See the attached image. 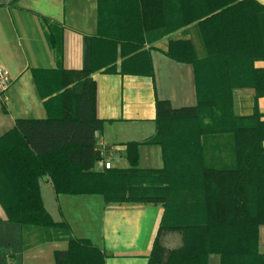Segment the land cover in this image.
Segmentation results:
<instances>
[{"label": "trees", "instance_id": "1", "mask_svg": "<svg viewBox=\"0 0 264 264\" xmlns=\"http://www.w3.org/2000/svg\"><path fill=\"white\" fill-rule=\"evenodd\" d=\"M143 1L99 0L93 67L83 73L105 68L151 74L146 44L197 26L202 49L194 39L171 38L165 54L193 64L201 122L190 127L184 115L155 120L156 133L145 143L161 147V168H141L139 144L130 142L128 167L99 171L95 133L102 120L96 116V82L87 78L89 95L82 97L69 90L66 69L57 71L60 77L48 90L37 76L43 98L56 93L45 102L49 110L58 104L47 122L58 124L64 134L58 144L39 152L18 129L0 139V203L7 221L30 224V229H55L61 235L65 228L68 245L54 251L56 264H106L99 246L73 237L66 222L53 221L43 205L39 179L50 178L57 194H100L106 202L168 197L160 231L181 228L184 243L161 261L157 240L149 264H208L211 254H219L221 264H264L259 250V229L264 225V115L258 106L264 96V67L255 66L264 60V4L151 0L153 28L146 30ZM243 89L253 91L250 114L236 111L235 93ZM177 197L181 211H175V221V215L168 218V209ZM29 218L33 222L26 223Z\"/></svg>", "mask_w": 264, "mask_h": 264}, {"label": "crops", "instance_id": "2", "mask_svg": "<svg viewBox=\"0 0 264 264\" xmlns=\"http://www.w3.org/2000/svg\"><path fill=\"white\" fill-rule=\"evenodd\" d=\"M258 1L264 4V0ZM143 2L145 29L150 30L152 1ZM98 3L99 0H0V67L8 71L11 80L9 99L0 101V139L18 129L38 152L60 142L63 130L58 124L47 122L49 112L56 111L58 104H52L49 110L45 103L56 93L43 98L37 76L48 90L60 77L57 71L66 69L69 90L76 95H89L87 78L96 82V116L102 120L97 132L112 148L109 159L113 167L129 166L127 146L135 142L139 144V166L161 168V147L145 143L155 135V120L194 111L198 102L193 64L177 61L165 51L171 38L194 39L202 49L197 26L181 28L146 44L151 74L99 68L85 75L83 72L93 67ZM120 62L121 59L119 69ZM255 66L264 67V60ZM77 84H82V90H77ZM253 100L252 90H238L236 111L250 114ZM258 106L264 115V96L258 99ZM96 165L100 166L98 162ZM39 187L43 205L53 221L66 222L73 237L90 239L99 246L106 254V264H149L154 244L162 234V203L106 202L100 194H57L48 177L39 179ZM19 229L20 225L7 221L0 203V261L25 264L26 260L10 251L13 247L21 251ZM4 246L10 248L6 254ZM66 248V244L61 247ZM259 250L264 254V225L259 229ZM208 264H221V256L211 254Z\"/></svg>", "mask_w": 264, "mask_h": 264}, {"label": "rangeland", "instance_id": "3", "mask_svg": "<svg viewBox=\"0 0 264 264\" xmlns=\"http://www.w3.org/2000/svg\"><path fill=\"white\" fill-rule=\"evenodd\" d=\"M76 88L77 90H82V84H77ZM197 113L198 112L196 108L194 111L186 112L181 115L187 116L185 123H187V125L191 127V126H196L202 120L200 116L197 115ZM96 166L99 167V168L95 167L96 169H99V171H103L102 167L98 165ZM104 170H107V169H104ZM152 200H156L162 203V205L164 206V204L168 202V197L167 199L164 197H159L155 199L146 198L144 201H139L137 203L152 202ZM179 200L180 198L177 197L171 203L172 204L171 208L170 210L168 209V216H169L168 218L172 217L173 219L174 218L173 215H175V211L177 210L178 213H179V210L181 211V207H180L181 202ZM179 214L175 215V218H174L175 221L178 220ZM30 222H33V220L30 219L26 221V223H30ZM29 225L28 224L20 225L18 234L21 235V239H22L21 248H20L21 251L19 252L18 247H13L11 248L12 250H10L12 254L16 255L17 253V257H22V260L23 259L26 260L25 264H56L54 260V251H56L57 249H61V247L64 244H66V246L68 245V242L65 237L68 231L64 232L65 228H62L63 234L61 235L60 233L57 234L55 229L39 228V227L30 229ZM11 232H13V235L16 234V231L15 232L10 231V234ZM179 240H181L180 244L178 243ZM183 243H184V230L183 229L174 228L173 226H171L169 228H165L164 230H162L161 238L159 240V245L161 247V253L159 257L161 258V261L166 260V258L169 256V253L172 250L180 248L183 245ZM2 248H4L3 250L4 254H6L10 249L9 247L8 249L5 246ZM0 264H7V263L4 260H1ZM17 264H20L19 261L17 262Z\"/></svg>", "mask_w": 264, "mask_h": 264}, {"label": "built area", "instance_id": "4", "mask_svg": "<svg viewBox=\"0 0 264 264\" xmlns=\"http://www.w3.org/2000/svg\"><path fill=\"white\" fill-rule=\"evenodd\" d=\"M11 86V80L9 73L4 68L0 67V101L6 102L9 99V90ZM96 137V151L100 155L98 164L104 169H111L113 165L109 159V156L113 151L104 141L98 137V132L95 133Z\"/></svg>", "mask_w": 264, "mask_h": 264}]
</instances>
